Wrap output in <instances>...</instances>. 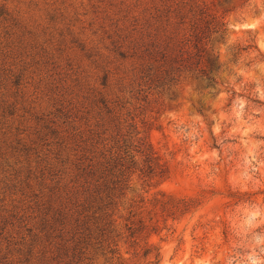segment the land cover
<instances>
[{
  "label": "rangeland",
  "instance_id": "obj_1",
  "mask_svg": "<svg viewBox=\"0 0 264 264\" xmlns=\"http://www.w3.org/2000/svg\"><path fill=\"white\" fill-rule=\"evenodd\" d=\"M115 152L119 235L73 258L83 167ZM158 191L200 203L133 257L129 202ZM0 264H264V0H0Z\"/></svg>",
  "mask_w": 264,
  "mask_h": 264
},
{
  "label": "trees",
  "instance_id": "obj_2",
  "mask_svg": "<svg viewBox=\"0 0 264 264\" xmlns=\"http://www.w3.org/2000/svg\"><path fill=\"white\" fill-rule=\"evenodd\" d=\"M178 51L179 56L184 55L181 49ZM189 58L190 55L187 58L181 57L180 62H188ZM190 67H199V62ZM197 74L213 82L207 69L200 67ZM132 119L134 120V116H131ZM129 125L133 129V134L129 138V144L127 140L124 141L126 145H129L124 149L129 147L131 163L136 164L135 156L139 155L140 170L143 171L148 183L153 179L158 181L165 179L169 175L168 165L161 161L154 150L148 139V130H144L142 134L136 130L135 121L130 122ZM127 151L124 150L122 153L125 154ZM122 158L120 153H110L102 158L103 161L99 160L95 163L91 161L83 167L82 185H79L76 191L77 197L81 198V203L68 208L70 217L68 232L72 236L67 241L72 245L69 249L72 250L73 258L77 255L79 260H90L91 255L84 256L87 249L92 252L102 250L107 241L110 243L113 237L119 235L118 216L115 217L114 207L118 197L116 190L119 188L120 177L114 175L112 165L113 162L121 161ZM199 203L198 198L177 197L163 191H158L150 197L144 196L131 200L121 227L126 233L125 240H129L132 256L146 257L155 251L156 248L149 243L150 237L159 234L162 230H169L171 228L169 222L179 220L182 216L193 212ZM154 255L157 257L158 252H154Z\"/></svg>",
  "mask_w": 264,
  "mask_h": 264
}]
</instances>
